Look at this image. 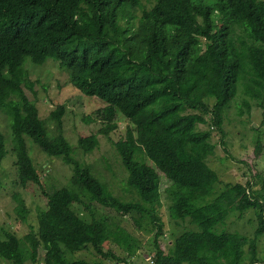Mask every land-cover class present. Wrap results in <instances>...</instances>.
<instances>
[{
	"label": "trees",
	"instance_id": "1",
	"mask_svg": "<svg viewBox=\"0 0 264 264\" xmlns=\"http://www.w3.org/2000/svg\"><path fill=\"white\" fill-rule=\"evenodd\" d=\"M48 58L73 86L104 102L84 117L95 118L97 127L79 134L75 146L64 134V104L42 118L23 88L32 87L27 60ZM238 83L264 113V0H0V109L9 117L18 181L42 186L31 143L71 166L66 183L44 191L36 229L18 236L0 225V259L91 264L75 255L92 248L115 264L127 263L141 245L121 223L128 215L138 229L153 232L151 263L264 264V250L257 249L264 236V168L219 189L217 171L207 163L213 132L226 133L224 115ZM243 103L252 106L248 98ZM119 116L128 123L113 145L136 195L131 199L115 195L73 151L91 152L99 133L111 141ZM262 132L253 137L256 156ZM6 139L0 130V162ZM162 176L170 217L192 225L170 235L167 247L158 216ZM13 197L26 220L24 197ZM249 209L257 219L253 236L224 227L230 213ZM105 241L125 255L104 248Z\"/></svg>",
	"mask_w": 264,
	"mask_h": 264
},
{
	"label": "rangeland",
	"instance_id": "2",
	"mask_svg": "<svg viewBox=\"0 0 264 264\" xmlns=\"http://www.w3.org/2000/svg\"><path fill=\"white\" fill-rule=\"evenodd\" d=\"M148 2V0H141ZM28 79L32 83L29 88L23 86L28 98L32 99L38 108L39 115L45 118L50 111L55 109L58 104L65 106L63 118L64 134L72 146H75L79 134H88L95 130L94 119L86 122L84 117L93 114L98 107L104 105V102L94 95H87L80 89L73 86L68 79L67 73L59 68L55 60L48 58L41 64L26 62ZM237 84V91L231 99L230 106L224 115L225 135L220 132H213L211 140L215 143V150L207 158V163L217 171V188H221L226 182L240 181L246 182L256 170L264 168V145L261 154H254V136L261 129L264 130V113L259 103L256 105L248 95L243 92L242 85ZM243 98H248L252 104L248 108L243 103ZM253 102V103H252ZM255 104V105H254ZM239 109H241L239 113ZM9 117L6 111L0 109V130L6 139L7 153L0 162V225H7L18 236L24 235L37 227V207L45 206L44 191L51 187H57L67 182L71 174V166L65 163L61 158L49 156L44 153L35 144L29 145V152L33 158L38 172L42 176V186L36 183L21 185L18 181L15 155L11 149ZM118 125L116 129L110 132L111 141L105 134L99 133V143L91 152L84 153L78 147H74V155L77 159L89 163L93 172L112 190L115 195L123 199H131L136 195L126 184V169L121 163L120 157L114 148L113 141L124 136V130L128 123L124 117L117 118ZM264 142V132L261 133ZM30 141V139H28ZM31 142V141H30ZM146 160L152 164L147 157ZM167 179L161 177V201L158 216L163 221V228L167 239L170 235H176L184 228L192 227L186 221L176 223L169 215V200L166 198L165 187ZM216 185V184H215ZM19 193L25 199L26 206L30 209L26 220H22L15 211L17 201L13 194ZM104 212L115 215L116 212L107 208L100 207ZM238 211L230 213L225 222V228L229 230H238L249 236L254 235L257 225V219L252 209L245 210L240 216ZM121 223L141 240L140 248L137 252L128 258L127 263L121 264H154L150 262L152 233L138 229L130 216H121ZM193 227H196L193 224ZM109 247L116 254L125 255V251L113 242L105 241L104 248ZM257 249L259 253L264 250V236L257 240ZM76 257L84 258L91 264H115L112 258L97 255L92 248L82 249L76 252ZM101 260L99 261V259ZM153 258V257H151ZM0 264H10L6 260L0 259ZM187 264V263H184Z\"/></svg>",
	"mask_w": 264,
	"mask_h": 264
}]
</instances>
